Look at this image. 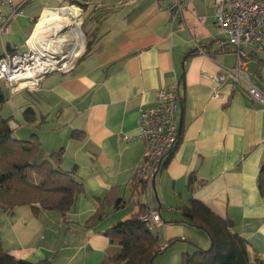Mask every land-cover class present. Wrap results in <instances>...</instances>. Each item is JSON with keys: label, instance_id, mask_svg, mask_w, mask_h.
<instances>
[{"label": "crops", "instance_id": "1", "mask_svg": "<svg viewBox=\"0 0 264 264\" xmlns=\"http://www.w3.org/2000/svg\"><path fill=\"white\" fill-rule=\"evenodd\" d=\"M66 1L14 0L15 10L4 6L9 21L0 31V56L27 50L45 17L78 8L60 7ZM83 2L99 10L98 34L73 68L45 75L35 90L12 93L0 82L7 93L2 116L8 113L20 122L14 136L27 140L35 134L47 152L63 150V169H76L85 193L65 215L42 211L35 217L27 205L4 212V247L32 262L102 264L121 251L106 231L145 205L146 211H160L152 232L167 246L153 264H181L183 253L211 244L203 230L183 218L182 208L196 199L230 218L249 242L251 258L264 263L259 184L264 106L247 98L238 85L207 76L237 62L215 24V0ZM249 72L264 88V57L250 61ZM175 81L183 96L177 112L180 140L154 189L140 191L143 186L134 183L145 153L137 137L140 110L156 105L158 90ZM216 92L221 96L215 97ZM27 109L33 110L28 117ZM101 206L107 215L88 225Z\"/></svg>", "mask_w": 264, "mask_h": 264}, {"label": "trees", "instance_id": "2", "mask_svg": "<svg viewBox=\"0 0 264 264\" xmlns=\"http://www.w3.org/2000/svg\"><path fill=\"white\" fill-rule=\"evenodd\" d=\"M90 49L91 43H88L86 52ZM4 89L0 82V208L11 214L17 206L27 205L35 217L42 211H59L65 215L75 204L77 196L85 193L84 183L77 176L76 169H63V150L47 152L35 134L27 140L14 136L16 127L12 125L11 117L2 116L7 99ZM32 111L27 109L25 116L28 117ZM194 179L193 176L190 178V184ZM259 184L264 193V165ZM140 188V191H145L144 186ZM119 203L120 200L115 207ZM146 210L147 206L142 205L137 213L118 221L106 231L110 241L119 245L121 251L107 257L102 264H153L164 253L160 237L140 219ZM181 212L186 221L203 230L211 241L208 248L197 247L193 253H183L181 264H264L259 257L251 258L249 242L234 230L230 218L219 215L196 199L191 200ZM106 215L101 206L89 219L88 225L104 219ZM0 264L54 263L49 259L32 262L18 258L4 247L0 239Z\"/></svg>", "mask_w": 264, "mask_h": 264}, {"label": "built area", "instance_id": "3", "mask_svg": "<svg viewBox=\"0 0 264 264\" xmlns=\"http://www.w3.org/2000/svg\"><path fill=\"white\" fill-rule=\"evenodd\" d=\"M15 10L14 0H0V31L7 28L9 17L3 7ZM179 7L180 4L178 5ZM214 20L225 36V45L232 48L237 62L232 67H221L208 77L219 84L231 82L238 85L241 92L253 102L264 106V88L255 84L250 77L249 63L254 58L264 57V0H215ZM29 48L23 52L5 51L0 56V80L6 82L12 93L21 89L35 90L42 78L55 71H69L75 60L64 64L61 53L55 56V63L47 55ZM80 50V49H79ZM219 92L215 97H220ZM183 96L181 84L175 81L158 90V102L154 106H144L139 115L138 138L145 144V153L135 171L134 183L152 191L159 174L163 171L167 158L176 148L181 130L177 122V112ZM133 140L134 137L127 138ZM140 219L152 230L161 220L156 209L144 212ZM161 245V250L166 249Z\"/></svg>", "mask_w": 264, "mask_h": 264}, {"label": "rangeland", "instance_id": "4", "mask_svg": "<svg viewBox=\"0 0 264 264\" xmlns=\"http://www.w3.org/2000/svg\"><path fill=\"white\" fill-rule=\"evenodd\" d=\"M74 2H76V4H73ZM64 6H76L79 8L80 13V17H79V28H80V39H81V43L83 41L82 47L79 50V43H78V39L74 38L73 35L71 34V31L67 30L65 32H60V35L63 34V36L66 37L67 41L65 42V44L60 48L63 49L62 53H61V57H65L64 60L62 61L61 65L64 64V62L67 61L68 57L70 55H73V57L69 60H75L74 63H76V61L86 52L87 50V44L88 43H92L94 44L95 40L97 39V25L99 22L98 17L99 16V10L97 9V7L95 5L89 6V4H85L83 1H79V0H67L65 2V4L63 6L60 7H64ZM58 8V7H55ZM71 8H67V10H70ZM66 10V11H67ZM64 31V30H63ZM58 37V36H57ZM57 37H47L46 39L50 40L52 38L57 39ZM44 40L42 41V44L45 45L48 40ZM77 52V55L74 56V54ZM22 90V89H21ZM3 114V113H2ZM12 115V114H10ZM4 116V115H3ZM9 118V114L6 113V116ZM12 120V125L14 127H19L20 122L18 121V118L15 117H11ZM23 140V139H21ZM4 211L2 208H0V236L4 233L3 232V222H2V215ZM1 239V238H0ZM210 247V246H209Z\"/></svg>", "mask_w": 264, "mask_h": 264}, {"label": "bare ground", "instance_id": "5", "mask_svg": "<svg viewBox=\"0 0 264 264\" xmlns=\"http://www.w3.org/2000/svg\"><path fill=\"white\" fill-rule=\"evenodd\" d=\"M80 13L81 12L79 11V9L74 7L68 12H62L53 16L45 17L41 22V26L33 33L31 40L29 41L30 46L35 50H39L41 53L47 55L48 57L53 58L51 59V61L54 64L55 56L62 53L63 49L60 50V48L67 41L66 37L63 36V34L60 35V32H65L67 29L71 31V34L74 38L80 37V21L78 22ZM55 36H58L57 39H46L47 37ZM45 39L48 40V42L43 45L42 41H44ZM78 41L80 44L81 39H79ZM50 44H54V47H52ZM75 54H77V51Z\"/></svg>", "mask_w": 264, "mask_h": 264}]
</instances>
